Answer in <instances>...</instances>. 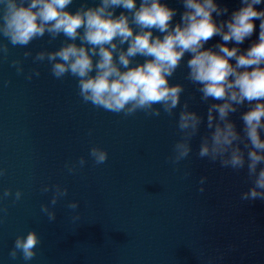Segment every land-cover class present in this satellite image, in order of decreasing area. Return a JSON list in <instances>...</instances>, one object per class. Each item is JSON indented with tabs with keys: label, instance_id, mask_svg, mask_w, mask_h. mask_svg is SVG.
<instances>
[{
	"label": "water",
	"instance_id": "95a60500",
	"mask_svg": "<svg viewBox=\"0 0 264 264\" xmlns=\"http://www.w3.org/2000/svg\"><path fill=\"white\" fill-rule=\"evenodd\" d=\"M168 2L182 11L177 0ZM62 40L49 43L45 36L28 49L33 55L55 50ZM9 49L6 58L0 56V167L7 169L0 191L19 189L23 196L0 201V264H264V201H241L247 188L242 174L196 159L198 138L192 157L171 165L179 138L175 116L125 117L94 108L82 102L75 78L55 79L46 63L28 58L18 75L11 61L23 60L28 49ZM32 69L40 76L28 81ZM185 75L182 66L172 83L185 85L182 102L193 94L198 101ZM192 106L206 112L204 104ZM93 146L108 152L105 164L92 161ZM80 157L88 163L69 174L65 164ZM187 169L192 176L185 179ZM201 176L207 177L202 194ZM55 184L80 201L79 220L71 219L65 201L57 205L54 222L41 214L52 193L40 189ZM32 229L41 238L37 256L10 259L16 236Z\"/></svg>",
	"mask_w": 264,
	"mask_h": 264
},
{
	"label": "clouds",
	"instance_id": "9594fccd",
	"mask_svg": "<svg viewBox=\"0 0 264 264\" xmlns=\"http://www.w3.org/2000/svg\"><path fill=\"white\" fill-rule=\"evenodd\" d=\"M177 2L182 11L168 0H0V56L9 55V45L28 49L45 36L49 43L63 37L55 50L24 51L23 60L13 59L11 67L24 75V60L46 63L55 79L75 78L83 103L106 112L175 116L179 138L168 157L171 165L189 160L198 138L196 159L242 174L247 188L241 201H264V8L257 7L264 0H239L231 11L220 0ZM256 21L259 31L253 40ZM246 41L250 43L242 48ZM182 66L198 101L193 94L182 102L185 85L172 83ZM39 76L32 69L25 79ZM194 102L206 105V112L195 110ZM88 155L96 165L108 160V152L98 146ZM87 163L80 157L65 168L75 174ZM6 174L0 167V177ZM191 176L187 169L184 178ZM206 183L201 176L199 193ZM40 191L52 193L40 205L48 222L56 220L61 201L71 219L79 220L80 201L68 199L66 186L44 185ZM22 196L19 189L0 191V201L15 203ZM40 244L37 231L29 230L16 236L8 255L32 261Z\"/></svg>",
	"mask_w": 264,
	"mask_h": 264
}]
</instances>
